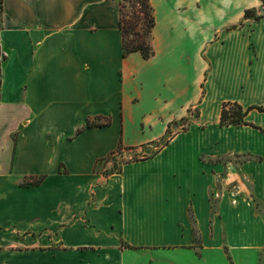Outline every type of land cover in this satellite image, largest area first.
I'll use <instances>...</instances> for the list:
<instances>
[{"label":"crops","instance_id":"0c3cea01","mask_svg":"<svg viewBox=\"0 0 264 264\" xmlns=\"http://www.w3.org/2000/svg\"><path fill=\"white\" fill-rule=\"evenodd\" d=\"M150 3L146 60L123 57L120 0H4L0 264H264L259 216L226 190L244 173L264 192V161L238 171L217 160L264 157V0ZM247 8L261 12L251 51L227 31ZM224 67L234 85L217 84ZM229 102L255 108L249 125L221 126ZM218 131L230 143L211 148ZM148 149L105 173L120 152ZM32 178L41 182L23 184Z\"/></svg>","mask_w":264,"mask_h":264},{"label":"rangeland","instance_id":"374dc122","mask_svg":"<svg viewBox=\"0 0 264 264\" xmlns=\"http://www.w3.org/2000/svg\"><path fill=\"white\" fill-rule=\"evenodd\" d=\"M246 1H248L247 6H250L251 0H244V3ZM127 10L129 12L131 11L130 8H128ZM2 15L3 14L1 12V2H0V29H1ZM260 18H261V12H259L257 9H251V8H247V10L244 9L243 21L238 25L227 27V31L234 30V29L242 31L244 33L245 43L251 51V50H253V43L251 40L252 23H250L249 21L260 20ZM235 58H236V55H234V54L231 55V61H233ZM4 59H5V56L2 52L1 44H0V66H2ZM229 72H230V70L228 69V67L222 68V73H223L224 78L221 77L217 80V82H218L217 84L220 87L234 85L235 81L232 79V77L227 76L228 74H230ZM198 117H200L199 108H197L196 111L193 112V118L192 119H189V121L179 122L177 129L179 131H181L182 129L186 130L187 126L190 127V125H192V123H191L192 120H195L197 122ZM101 122H103V121H100V123ZM247 130L250 132L252 131L250 128H248ZM215 133H217V134L208 135L207 140H206V142L209 144V146L211 148H213L216 144H219V143H228V142L230 143V141L226 142V141L222 140V137L220 135H218L219 131L215 132ZM167 137H169V136H167ZM198 139H199L198 137L192 136L188 139H185V144L192 145L194 148H196L195 146H196V143H198ZM164 142L165 141L163 140V141H160L158 144L162 145ZM232 143L237 144V143H239V141H232ZM150 155H151V149H148L146 151L141 150L138 152L122 151L110 159V162H112V163L108 165V168H107L105 173L108 175L110 173L118 172L122 169L123 165L125 163H127L128 161L140 160L142 158H147ZM207 160L208 159H206V161ZM210 160H211V162L214 163L213 159H210ZM217 160L220 162L233 161L236 163V167L238 168V171H239L240 169L245 167L244 164H246L247 162H252V161L257 162V163L262 162V161H264V157L261 154H257V153L251 154V153H247V152H239L238 154H236V156L226 157V158H224V157L223 158H217ZM222 178L223 177H221V176H219V178H218V186H217L218 189L217 190H218V192L220 191V193L223 192V189L225 188V185L222 183L223 182ZM261 186L262 185L260 183L259 184L250 183V180H248L246 175L244 173H242L241 183L237 182L234 185L227 186L226 190L235 193V197L233 198L234 204H236L241 199V201L243 203H245L247 205H251L253 207V209L255 210L257 215L259 216V220H260L257 224L258 225L259 245H264V192L262 191ZM215 201H216V203L218 202L217 200H215ZM214 256H216V258L218 256L222 257V256H220V253L214 254ZM256 257H257V254L254 253L252 258L256 259ZM258 257H259V259H264V246L259 249ZM260 264H263V263H260Z\"/></svg>","mask_w":264,"mask_h":264},{"label":"trees","instance_id":"16d2710c","mask_svg":"<svg viewBox=\"0 0 264 264\" xmlns=\"http://www.w3.org/2000/svg\"><path fill=\"white\" fill-rule=\"evenodd\" d=\"M1 2V12L3 13L4 0ZM130 8L129 12L127 9ZM155 27V16L150 0H120V30L123 36V57L126 58L132 53H140L146 60L154 56L152 47V33ZM2 85V71L0 66V89ZM255 109H244L238 103H225L222 109L221 126L240 127L249 125L245 122L248 113ZM264 112L262 108H256ZM111 121L108 120L106 125L99 124L97 121H88L89 127L109 126ZM41 182L38 178L25 180V186L38 185Z\"/></svg>","mask_w":264,"mask_h":264}]
</instances>
